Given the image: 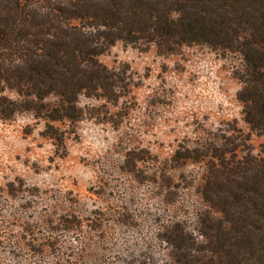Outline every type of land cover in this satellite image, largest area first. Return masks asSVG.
Masks as SVG:
<instances>
[{
	"label": "rangeland",
	"instance_id": "obj_1",
	"mask_svg": "<svg viewBox=\"0 0 264 264\" xmlns=\"http://www.w3.org/2000/svg\"><path fill=\"white\" fill-rule=\"evenodd\" d=\"M99 61L125 74L129 93L115 106L81 97L80 120L55 124L67 132L64 149L29 114L0 119V264H174L163 232L178 225L200 242L199 216L221 217L200 196L204 165L173 169L175 152L221 136L245 140L239 156L264 158L230 57L205 46L159 56L117 42ZM132 150L155 161L154 184L124 172ZM150 164L137 166L148 174Z\"/></svg>",
	"mask_w": 264,
	"mask_h": 264
},
{
	"label": "trees",
	"instance_id": "obj_2",
	"mask_svg": "<svg viewBox=\"0 0 264 264\" xmlns=\"http://www.w3.org/2000/svg\"><path fill=\"white\" fill-rule=\"evenodd\" d=\"M117 42L159 56L205 46L230 57L243 119L264 137V0H0V119L29 114L64 149L67 132L55 124L80 120L81 97L115 106L129 93L125 74L99 61ZM216 138L170 161L204 165L200 196L221 217L199 216L200 242L178 225L161 237L174 264H264V158L239 156L242 138ZM147 161L148 174L137 166ZM155 164L132 150L123 169L154 184Z\"/></svg>",
	"mask_w": 264,
	"mask_h": 264
}]
</instances>
